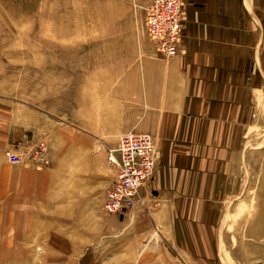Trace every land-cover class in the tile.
<instances>
[{"label":"rangeland","instance_id":"1","mask_svg":"<svg viewBox=\"0 0 264 264\" xmlns=\"http://www.w3.org/2000/svg\"><path fill=\"white\" fill-rule=\"evenodd\" d=\"M150 2L0 0V174L22 178L0 193V264H102L54 254L69 250L58 224H49L60 218L50 206L109 215L114 144L80 128L76 111L89 117L92 98L96 108L107 106L108 80L126 67L123 59L139 55ZM263 118L222 172L218 206L195 209L190 239L174 248L177 264H264ZM44 173L57 174L46 192L36 182Z\"/></svg>","mask_w":264,"mask_h":264},{"label":"crops","instance_id":"2","mask_svg":"<svg viewBox=\"0 0 264 264\" xmlns=\"http://www.w3.org/2000/svg\"><path fill=\"white\" fill-rule=\"evenodd\" d=\"M181 4L178 55L165 59L140 36L139 55L123 59L126 67L108 80V95L101 100L107 106L96 108L92 98L89 117L76 111L80 128L108 139L114 144L110 148L131 132L152 135L158 152L153 180L141 190L137 205L121 215L74 204L72 216L66 213L69 205L51 203L60 218L49 224H58L69 250L54 254L102 258V264H177L174 248L180 239H190L195 209L218 206L222 172L239 158L249 130L259 128L264 117V0ZM56 175L40 174L36 182L46 192ZM0 176L1 195L22 182L20 176ZM68 219L71 226L63 227Z\"/></svg>","mask_w":264,"mask_h":264},{"label":"built area","instance_id":"3","mask_svg":"<svg viewBox=\"0 0 264 264\" xmlns=\"http://www.w3.org/2000/svg\"><path fill=\"white\" fill-rule=\"evenodd\" d=\"M183 20L181 0H152L144 8L141 33L157 54L174 58L179 53ZM157 158L153 137L147 133H128L107 149V161L116 168L104 202L108 214L121 215L136 206L141 189L154 175Z\"/></svg>","mask_w":264,"mask_h":264},{"label":"bare ground","instance_id":"4","mask_svg":"<svg viewBox=\"0 0 264 264\" xmlns=\"http://www.w3.org/2000/svg\"><path fill=\"white\" fill-rule=\"evenodd\" d=\"M5 184H6V183H5ZM137 203H138V202H137ZM136 205H137V204H136ZM103 208H104V206H103ZM104 211H105V213H107L106 210H105V208H104ZM107 214H108V213H107ZM109 215H112V214H109Z\"/></svg>","mask_w":264,"mask_h":264}]
</instances>
